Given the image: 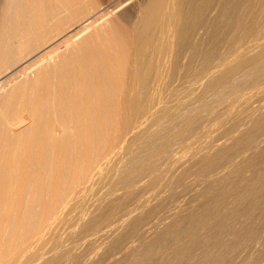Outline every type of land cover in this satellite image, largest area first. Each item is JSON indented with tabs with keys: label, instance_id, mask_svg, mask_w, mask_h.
I'll return each instance as SVG.
<instances>
[{
	"label": "bare ground",
	"instance_id": "6f19581e",
	"mask_svg": "<svg viewBox=\"0 0 264 264\" xmlns=\"http://www.w3.org/2000/svg\"><path fill=\"white\" fill-rule=\"evenodd\" d=\"M263 235L264 0H0V264H234Z\"/></svg>",
	"mask_w": 264,
	"mask_h": 264
},
{
	"label": "rangeland",
	"instance_id": "374dc122",
	"mask_svg": "<svg viewBox=\"0 0 264 264\" xmlns=\"http://www.w3.org/2000/svg\"><path fill=\"white\" fill-rule=\"evenodd\" d=\"M89 1V0H88ZM91 1V0H90ZM96 1V0H95ZM262 96L263 95H259V94H255V95H253L252 96V98H251V102H253V103H250V106H251V104L254 106V104H257L258 103V101L260 102L261 101V99H262ZM255 99L257 100V102L255 101ZM252 100H254V101H252ZM244 108V107H243ZM245 109V108H244ZM242 110V108L240 109V111ZM239 111V112H240ZM244 112H245V110H243ZM240 114H242V112L240 113ZM262 236V235H261ZM264 236V235H263ZM261 238V237H260ZM48 241V240H47ZM52 239H51V241L49 240V242H51L52 243ZM49 242L47 243V244H49ZM45 243H46V241H45ZM50 243V244H51ZM46 244V246H49V245H47ZM247 246H249V245H243V246H241L239 249L241 250V252H242V254H241V252H240V250L238 249L237 251H236V253H234L235 255H233L234 256V261H233V263L234 264H264V249H263V247H264V237H262L261 239H259V242H257V244L256 245H254L253 247L252 246H249L250 248H247ZM259 247V248H258ZM244 249V250H243ZM243 250V251H242ZM247 251V252H246ZM255 251V252H254ZM253 252V253H252ZM238 253H240V257L239 256H236V255H238ZM120 254V253H119ZM118 254V255H119ZM253 254V255H252ZM118 255H116V257L118 256ZM119 256H121V254L119 255ZM118 256V257H119ZM133 254L131 255L130 254V257L128 256L127 257V259L129 258V260H131V259H133ZM242 256V257H241ZM244 256V257H243ZM251 256H253V257H251ZM132 257V258H131ZM238 259H237V258ZM246 257V258H245ZM250 257V258H249ZM120 258V257H119ZM125 258V260H126V257H124ZM244 258V259H243ZM260 259V260H259ZM262 259H263V261H262ZM255 260V261H254ZM237 261V262H236ZM259 261V262H258ZM242 262V263H241Z\"/></svg>",
	"mask_w": 264,
	"mask_h": 264
}]
</instances>
